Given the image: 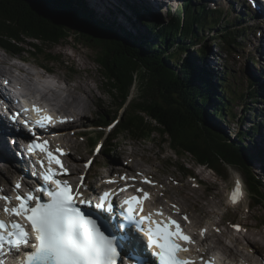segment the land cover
<instances>
[{
  "label": "rangeland",
  "instance_id": "rangeland-1",
  "mask_svg": "<svg viewBox=\"0 0 264 264\" xmlns=\"http://www.w3.org/2000/svg\"><path fill=\"white\" fill-rule=\"evenodd\" d=\"M78 1L85 7V9L82 8L83 10L95 16L96 21L98 20L112 26L118 33H126L133 36L140 43L148 42L149 44H155L154 32L147 29V24L152 23L153 26H156V24H154V22H156L157 28L155 31L160 29V27H171L174 24H178L176 19H180V15L183 13L181 9L189 0H167V3L163 2V6H161V18L156 17L154 15V10L149 7L147 8L145 4L142 5V3L138 0H134V3L128 2L125 8V14H130L129 12L131 8L137 7L138 10L141 9L143 11L146 20L140 22L139 16L134 19L131 15L132 19H134V21L130 20V22L133 23L131 24L129 23V20L125 19L121 14L119 18L120 22L112 20V22L115 21V24L117 23L116 25L112 23L110 24V22L106 20L107 17L103 18L101 17L103 15L97 13L94 14L95 11L90 8L92 2L91 0ZM85 1L90 5V7L86 6ZM191 1L196 7L202 6V3L195 0ZM204 6L207 10H211L213 8V5L211 4H204ZM111 7L112 6L110 5L109 8ZM115 7V10H122V7L120 6ZM110 10L113 11V9ZM221 11L223 17V22L221 21L222 24L218 26V20L212 16L215 14H210L207 16V19L211 23V26L201 32V35L199 34V39L193 38L195 41L202 43L197 46L189 47L190 41H187L183 44V46H185L183 51L177 48L175 50L179 54L178 57L181 58L180 60L186 58L188 55H193V64L197 69V73H203L202 78L210 81L212 85H215V87L220 85L224 91L217 88V92L232 99V101H230L231 113L235 112L236 115H239V118L241 116L242 117L240 119H233L232 117H229L231 120L226 117V119L223 120L214 115V118L216 120L215 124L218 132L220 131L222 133L221 135L226 137L227 140H231V142L236 143L239 140V136L236 134L237 132L250 131L252 135L253 133L251 132V129L254 130L255 124L264 122V76L259 75V65L252 62L250 59L253 58L259 61L262 60L261 56L258 57L255 55L252 44L253 37L257 34L254 30L259 28L260 21L256 22L254 16L246 7L245 10H241L243 17L239 14L238 8H236L235 12L232 7L229 8V4L223 7ZM238 20H241L242 22L245 20L246 22L244 21V23H239L238 26L235 27L233 25L232 31L236 30L234 34H240L242 31H245V29H248L246 33H244L246 39L244 38L241 41V46L238 49L235 48L240 42L239 39L234 37L235 43L232 44L231 47H227L224 40L217 38L216 34V37H214L213 32L210 30L212 25L214 27L217 25V31L215 30V33H220L222 30H226L228 25L235 24ZM228 21L232 24L228 23V25H226ZM223 26L224 28H222ZM250 28L252 30H249ZM70 30L68 40L63 43L58 45H49L48 43L40 44L43 52L42 55L35 57L39 51L31 49V53L21 55L23 56L22 58L18 56L15 58H21L22 61L24 60L28 62L26 65L29 66V70L35 72L37 75H41L40 73H43L41 70L42 66H48L50 74H52L55 78L54 83L58 84V87L55 88L56 90L53 89L50 91L49 98L55 99V101H52L53 105L57 107L62 114L68 116L70 113L72 114V112L75 111L76 107L86 108L87 113L85 116L82 117L81 115L74 114L79 118L71 117L74 120L73 128L69 127L68 129H62L64 134L59 138V140L64 143L63 147L65 149L70 148V146L77 147L79 149V154L69 158V161L73 164L81 166V162H84L87 158L95 157V146L88 141V138L93 137L90 132L93 130L103 131L104 129L101 128L100 124L105 125V122L103 121L104 117H109L110 121H112L111 116H113V114L115 115L117 111L120 112L122 109L120 106L121 103L118 100L112 99L109 93H107L108 84L102 75L103 73L100 69V65L96 61L97 50H93L89 45H86L83 42L78 43V40L73 38L75 27H72ZM229 31H231V27ZM147 36H149L150 40ZM257 36H259V34H257ZM34 40L35 39L29 38L27 39V42H34ZM205 40L208 43L207 47L209 46V53H206L205 56H201L198 52V48L205 46ZM257 44L260 43L257 42ZM187 47H189L188 50L186 49ZM25 48L29 49L28 45H26ZM227 48H232L233 50H228ZM234 49L237 51H234ZM0 51L3 55L7 54V52L1 48ZM48 54L51 58H56L60 61L55 60L54 62L49 63L46 59V55ZM5 60L6 59L4 58V61ZM180 60L170 61L173 69L178 71L180 70V65L183 63V61ZM141 69L143 70L141 67L139 72H137L138 74L135 75L134 83L130 89V95L131 98H134V102H136L139 98V80L142 75ZM43 70L46 69L43 68ZM38 78H43V76L41 75V77ZM219 78L221 80L223 79L224 83L221 80H218ZM256 78H261L263 80L259 82L256 81L258 80ZM46 79L48 78L46 77L45 80ZM252 80H254L255 83L257 82L256 84L259 87V90L256 91L258 98H255L254 101L244 98L245 95L249 94V85L250 83L252 84V82H250ZM54 90L55 92H52ZM76 104L77 106H75ZM67 105L72 108L70 111L63 110L67 109ZM212 110H214V107H211V109L208 110L211 115L213 114ZM122 112H124V110H122L119 114ZM243 116H245V118ZM78 130L81 131L80 134L77 133ZM263 131V128H261L258 132H255L257 135L254 134V137L246 138L245 141L249 144L248 146L250 150L253 151L255 147H259V153L264 152ZM152 139L153 142L151 143L146 141H133L124 137L120 140V143L117 144L119 146L117 150L109 153V155H107L108 152H105L95 157V163L89 172L88 179L92 180L93 178L103 177L111 168L112 170L117 169L122 171H143L147 175L154 174L158 176L164 182L167 181L168 178L174 177L178 180L177 182L179 184L171 183L169 185V196L163 197L161 199L162 202H166L169 198L180 201L184 209L193 214L199 229L209 224V221H211V224L215 223L211 225V230H213V226H218V228L223 231L226 229L228 233L223 236L219 234L218 237H220V242L222 244L224 243L225 245L227 244L232 246L234 249L236 248L234 250L236 255L234 256L235 259L236 257L244 256L249 259H260L264 262V207L261 205L252 207L251 202L252 204H256L257 202L252 200L248 186L247 184H244V176L239 171L233 170L232 168H229L228 172H223V175H221L209 166L208 169L199 167L198 163L190 154L179 155L176 153V150L171 148L172 146H170L169 141L165 143L164 140H166V138L154 135ZM65 141H67V143ZM102 141L105 143L107 142L104 135ZM108 148L109 144L106 143L105 149ZM130 158H132L133 161L130 162L128 166H125L124 163L129 162ZM180 165H184L187 170H191L197 176V172L202 175L204 179L201 180L203 183L199 188H195L191 185L190 181H195V179L188 180L185 172L181 173L178 170ZM7 167L8 165H5L0 161V175L3 177H6ZM252 169L255 174L264 179V164L255 161L254 165H252ZM12 171L14 174L18 175L14 169H12ZM10 172H7V174ZM204 174H206V177L203 176ZM237 179H239L241 185H243L242 188H246V191L248 190V192L246 193V191H243L245 192L244 201L242 200L243 203L241 202L239 205H234L228 200V195L229 190H231V188L235 185V181ZM219 223H221V225H218ZM237 223L244 226L243 230L241 232H234L233 230L230 231V229H232L231 225ZM237 237L240 241L239 245H237L239 241L236 242ZM212 238L213 237H209L208 239V242L211 241V248L213 246L216 247L214 245L216 240H214L213 243L211 240ZM233 255L234 254L231 253V256Z\"/></svg>",
  "mask_w": 264,
  "mask_h": 264
},
{
  "label": "trees",
  "instance_id": "trees-1",
  "mask_svg": "<svg viewBox=\"0 0 264 264\" xmlns=\"http://www.w3.org/2000/svg\"><path fill=\"white\" fill-rule=\"evenodd\" d=\"M76 1L78 0H0V47L19 56L31 53V49H34L39 51L35 56L38 57L43 54L40 44L63 43L68 40L70 29L75 27L73 38L78 43L83 42L97 50L96 61L108 84L107 93L112 99L118 100L121 107L128 102L135 75L142 67L139 98L136 102L132 98L122 120L107 140L109 148L103 151L109 155L117 150V144L124 137L152 143V137L158 135L166 138L165 143L169 141L171 148L177 149L176 153L190 154L197 163L208 165L218 174L223 175L229 168L239 171L245 178L252 200L257 202H251L252 207H264V179L252 169L253 160L256 161L259 157L262 162L264 152L260 154L259 147H255L253 151L249 149L245 140L252 138L250 131L237 132L239 140L236 143L218 132L214 115L223 120L231 116L238 118V115L231 113L232 99L217 92V88L224 91L220 85L215 87L202 78L203 73H197L193 55L180 60L175 50L178 47L183 51V44L188 38L192 43L195 42L193 46L199 45L201 42L198 43L193 37L198 39L199 34L210 26L207 16L215 14L213 18L218 20L219 26L222 24V12L207 10L205 6L196 7L188 1L183 6L186 16L181 14L180 19H176L178 24L156 31V22V26L147 24V29L153 31L155 37V44H149L140 43L133 36L118 33L112 26L96 21L95 16L83 10V4ZM106 20L113 24V18L107 17ZM217 25L210 28L211 31L214 30V35ZM228 26L226 31L222 30L216 35L224 40L227 47H231L236 37L232 33L236 30L232 31V26ZM29 38L35 39L34 42H27ZM204 44V47L198 48L201 56L209 53L206 40ZM26 45L29 49L25 48ZM46 59L49 63L60 61L51 58L49 54ZM179 60L183 63L178 71L172 68L170 61ZM221 81L224 83L223 79ZM252 87L244 97L250 101L258 98L256 91L259 88L255 84ZM211 107H214L212 115L208 111ZM116 115L118 116V111L111 116L112 120L117 118ZM103 121L105 125L111 122L109 117H104ZM259 123L255 124V131L260 130L259 128L264 130V122ZM102 134L98 133V137ZM96 139L93 138V141ZM257 150L258 156L254 153ZM178 169L188 171L184 165Z\"/></svg>",
  "mask_w": 264,
  "mask_h": 264
},
{
  "label": "snow or ice",
  "instance_id": "snow-or-ice-1",
  "mask_svg": "<svg viewBox=\"0 0 264 264\" xmlns=\"http://www.w3.org/2000/svg\"><path fill=\"white\" fill-rule=\"evenodd\" d=\"M23 113L35 116L23 121L31 137L24 151L36 158L39 170L32 175L42 183L23 192L21 179L13 185L14 196L0 195L4 201L0 208V264H9V256L13 257L11 264H216L214 257L201 255L202 246L185 228L192 221L176 204L171 208L180 219L166 214L163 206L147 209L152 194L136 187L137 177H142V184L156 185L142 173L106 181L112 185L123 182L120 187L102 191L93 187L95 199L86 195L89 186L84 173L73 187L61 159L67 153L59 147L52 149L49 141L37 134V129L54 126L56 118L46 107L32 103L10 119L17 122ZM58 122L66 123L67 118ZM99 151L97 147L96 153ZM92 165L89 159L84 167ZM129 189L134 190L132 194H128ZM241 199L243 189L237 179L231 201ZM232 227L243 230L238 224ZM207 232V228L199 230L201 240ZM140 254L145 257L143 262Z\"/></svg>",
  "mask_w": 264,
  "mask_h": 264
},
{
  "label": "bare ground",
  "instance_id": "bare-ground-1",
  "mask_svg": "<svg viewBox=\"0 0 264 264\" xmlns=\"http://www.w3.org/2000/svg\"><path fill=\"white\" fill-rule=\"evenodd\" d=\"M92 2H91V7H90V5L87 3V7H90L92 10H94L95 12H94V14L95 13H97V14H100V15H103V16H101V17H103V18H105V17H108V18H113V20H115L116 22H120V15L122 14L123 15V17L125 18V19H128L129 20V23H131L130 22V20L131 21H134V19H136L138 16H139V21L140 22H142L143 20H146V18H145V16H144V13H143V11L140 9V10H138V8L136 7V8H131V10H130V14H125V8H126V6H127V3L128 2H130V3H134V0H91ZM138 1H140L141 3H142V5L143 4H145V6L148 8H150V9H152V10H154V12H155V16L156 17H158V18H161V16H162V9H161V6H163V3L160 1V0H138ZM166 3H167V0H166ZM112 6L111 8H109V6ZM115 6H120V7H122V10L121 11H119V10H115L116 9V7ZM144 7V6H143ZM143 7H142V9H143ZM145 7V8H146ZM189 8V7H188ZM110 9H113V11L112 10H110ZM191 9V8H190ZM193 9V8H192ZM221 10V9H220ZM259 10V9H258ZM213 11H215L214 9H213ZM218 11V10H217ZM132 12V13H131ZM180 12V11H179ZM189 14V13H188ZM212 14V13H211ZM131 15H132V17H134V19H132V17H131ZM182 15H184V17L186 16V12H183L182 13ZM190 15H191V13H190ZM193 16V15H192ZM213 16V15H212ZM251 16V15H250ZM97 17V16H96ZM194 17V16H193ZM216 17V16H215ZM149 20V19H148ZM242 20V19H241ZM115 21L113 22V24H115ZM138 21V22H139ZM225 21V20H224ZM124 22V21H123ZM238 22V21H237ZM246 22V21H245ZM117 24V23H116ZM115 24V25H116ZM121 24V23H120ZM131 24H133V23H131ZM195 24V23H194ZM198 24V23H197ZM209 24V23H208ZM214 24V23H213ZM230 24V23H229ZM124 25V24H123ZM196 25V24H195ZM227 25V24H226ZM121 26V25H120ZM139 26V25H138ZM199 26H200V24H199ZM211 26V25H210ZM213 26V25H212ZM231 26H233V25H231ZM201 27V26H200ZM208 27V26H207ZM214 27V26H213ZM226 27V26H225ZM229 27V26H228ZM235 27V26H234ZM160 28H162V27H160ZM164 28V27H163ZM222 28H224V26L222 27ZM233 28V27H232ZM201 28H199V30H200ZM140 30V29H139ZM142 30V29H141ZM194 30V29H193ZM205 30V29H204ZM225 30V29H224ZM212 31H214V30H212ZM226 31V30H225ZM137 32V31H136ZM144 32V31H143ZM148 32V31H147ZM195 32V31H194ZM140 33V32H139ZM164 33V32H163ZM228 33V32H227ZM211 34V33H210ZM216 34V33H215ZM217 34H219V33H217ZM236 35V34H235ZM164 36V35H163ZM194 36V35H193ZM210 36V35H209ZM213 36H216V35H214L213 34ZM205 37V36H204ZM147 38L149 39V36H147ZM191 38V37H190ZM194 38V37H193ZM197 38V37H196ZM201 38V37H200ZM212 38V37H211ZM250 38V37H249ZM199 39V38H198ZM205 39V38H204ZM150 40V39H149ZM201 40V39H200ZM188 41H189V38H188ZM194 41V40H193ZM218 41V40H217ZM230 41V40H229ZM186 42H187V40H186ZM193 43H195V42H193ZM193 43L190 41V46L189 47H193ZM198 43H199V41H198ZM202 43V42H201ZM214 43H215V41H214ZM217 43V42H216ZM195 46V45H194ZM259 46H261L260 44H259ZM188 47V48H189ZM209 47V46H208ZM178 48V47H177ZM184 48V47H183ZM180 49V48H179ZM261 49V48H260ZM262 49L264 50V46L262 45ZM261 49V50H262ZM259 51L260 52V56H261V59L263 60V58H264V53L262 52V51ZM186 51V50H185ZM259 56V57H260ZM7 55H6V57L4 56V55H2V59H0V75H1V77H3L2 76V74L3 75H5V76H8V75H10V73H11V68L10 67H8L7 66ZM21 57V56H20ZM4 58L6 59L5 61H4ZM203 60V59H202ZM210 61V60H209ZM211 62V61H210ZM20 70H22L25 74H28V72H30V74H33L35 77H41V75L44 77L45 75H44V73H40L41 75H37L35 72H32V71H30V70H27V69H22V68H20ZM46 71V70H45ZM52 72V71H51ZM49 74H50V72H49ZM52 75V74H51ZM53 76V75H52ZM46 78V77H45ZM44 78V79H45ZM254 78V77H253ZM46 80H48V79H46ZM61 80V79H60ZM256 81H258V80H256ZM250 82H252V84L250 83V85H249V87L251 88L254 84H255V81L254 80H252V81H250ZM257 83V82H256ZM249 88V89H250ZM253 88V87H252ZM53 90V89H52ZM56 90V89H55ZM55 90L54 91H52V92H55ZM48 94H50V92L48 93ZM53 96V95H52ZM113 96V95H112ZM63 100V99H62ZM66 100V99H65ZM52 101H55V99H52L51 100V102ZM60 101V100H59ZM64 101V100H63ZM63 101H61V102H63ZM257 102V101H256ZM53 103V102H52ZM258 103V102H257ZM58 104V103H57ZM260 105V104H259ZM75 106H77V104L75 105ZM250 106V105H249ZM254 106V105H253ZM67 107V109L65 110V109H63L64 111H70V109H72L71 107H69L68 105L66 106ZM57 108V107H56ZM253 110V109H252ZM119 112V111H118ZM121 112V111H120ZM57 113V112H56ZM86 113H87V111H86V108H80V107H76V109H75V111L74 112H72V114L70 113V115H71V117H75V118H77L74 114H78V115H81L82 117L83 116H85L86 115ZM123 113V112H122ZM122 113L120 114V117H122ZM238 113V112H237ZM247 113V112H246ZM254 113V112H253ZM256 113V112H255ZM234 114H235V112H234ZM239 114V113H238ZM254 115V114H253ZM259 115V114H258ZM5 116V115H4ZM117 116V115H116ZM239 116V115H238ZM237 116V117H238ZM232 117V116H231ZM248 117V116H247ZM262 117V116H261ZM264 117V116H263ZM235 118V117H234ZM233 118V119H234ZM239 118V117H238ZM228 119H230L229 117H228ZM263 119V118H262ZM4 122L7 120V119H2ZM231 120V119H230ZM241 121V120H240ZM235 122V121H234ZM238 122V121H237ZM258 123V122H257ZM242 124V123H241ZM260 124V123H259ZM258 125V124H257ZM240 126V125H239ZM260 126V125H259ZM259 129H261V128H259ZM1 130H2V126H1V122H0V150H3V152H2V154L0 155L1 156V158H0V161H2L3 162V164H5L6 162H8V161H6L5 162V160H9V159H11L12 158V154H11V152L9 151V149H8V144H7V142H6V140H5V136L3 135V131L1 132ZM254 130H255V128H254ZM253 130V131H254ZM117 131V130H116ZM241 131V130H240ZM259 130H257V132H258ZM242 132V131H241ZM255 132L256 131H254V132H252L253 134V136L252 137H254V134H255ZM264 132V131H263ZM43 134H48V132H43L42 133V135ZM249 133H247V135H248ZM259 134V133H258ZM93 135V134H92ZM114 135V134H113ZM117 135V134H116ZM255 135H257V134H255ZM50 138H53V137H50ZM117 138V137H116ZM63 140V139H62ZM88 140L90 141V142H92L91 141V139H89L88 138ZM255 140V139H254ZM57 141H58V143L60 144V146H64V143L62 142V141H60V140H58L57 139ZM66 143H67V141H65ZM173 142V141H172ZM95 146V145H94ZM106 146V145H105ZM105 146H104V149H105ZM255 146V145H254ZM253 147V146H252ZM72 148V149H71ZM68 149H71V150H68ZM68 149H66L68 152H73V147H71L70 146V148H68ZM250 149V148H249ZM174 150V149H173ZM177 150V149H176ZM252 151V150H251ZM1 153V152H0ZM67 153V152H66ZM74 153V152H73ZM254 153H256L257 154V156H258V150L257 151H254ZM255 154V155H256ZM180 155V154H179ZM12 161H14V160H12ZM1 162V163H2ZM69 163H70V165H72V166H74V167H78L79 165H76V164H73V163H71V161H68ZM9 163V162H8ZM254 163H255V161L253 160V162H252V165H254ZM5 165H7V164H5ZM181 166V165H180ZM30 170H33V164H32V166H31V169ZM135 172V171H134ZM9 177H13L14 175H17V174H14L13 173V171L11 170V172L9 173V174H7ZM95 175V174H94ZM77 176V172L75 171L74 172V174L72 175V178H71V180H75L74 178ZM241 177V176H240ZM260 178H262V177H260ZM204 179V178H203ZM243 179V178H242ZM261 180V179H260ZM244 181V180H243ZM245 182V181H244ZM241 183V182H240ZM204 185V184H203ZM243 186V185H242ZM169 188V187H168ZM243 189V188H242ZM243 191H244V189H243ZM244 193L245 192H243V199L245 198V195H244ZM170 199H172V198H170ZM243 199H241L240 201H242ZM244 201V200H243ZM241 203V202H240ZM214 219V218H213ZM229 226V225H228ZM202 229V228H201ZM230 230H232V229H230ZM231 233V232H230ZM217 238V237H216ZM240 238V237H239ZM199 239H201L200 237H199ZM226 241V240H225ZM239 240H238V237H237V240H236V242H238ZM247 241V240H246ZM260 241V240H259ZM256 243V242H255ZM240 244V241H239V243H237V245H239ZM204 246L205 247H207V245L206 244H204ZM236 249V248H235ZM230 251H233V256H236L235 255V251L233 250V249H230ZM213 255V257L214 258H216L215 257V254H216V252H214L213 251V253H212ZM258 258V257H257ZM237 260V259H236ZM242 261H244L243 259H241ZM240 260V261H241ZM262 264H264V262H262Z\"/></svg>",
  "mask_w": 264,
  "mask_h": 264
},
{
  "label": "water",
  "instance_id": "water-1",
  "mask_svg": "<svg viewBox=\"0 0 264 264\" xmlns=\"http://www.w3.org/2000/svg\"><path fill=\"white\" fill-rule=\"evenodd\" d=\"M15 61L17 62V64H18V68L20 69V67L22 66L21 63H20V60L15 59Z\"/></svg>",
  "mask_w": 264,
  "mask_h": 264
}]
</instances>
